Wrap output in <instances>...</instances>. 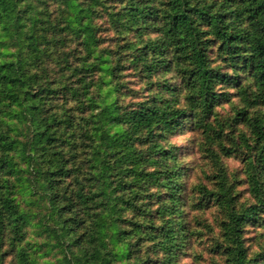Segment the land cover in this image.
I'll return each instance as SVG.
<instances>
[{
	"label": "trees",
	"instance_id": "obj_1",
	"mask_svg": "<svg viewBox=\"0 0 264 264\" xmlns=\"http://www.w3.org/2000/svg\"><path fill=\"white\" fill-rule=\"evenodd\" d=\"M127 70L148 96L125 91ZM104 85L114 113L92 121ZM185 122L214 166L195 203L163 144ZM24 183L67 264H178L193 235L185 208L210 204L223 214L212 245L222 264H264V246L250 257L244 238L264 231V0H0V264H35L15 196Z\"/></svg>",
	"mask_w": 264,
	"mask_h": 264
},
{
	"label": "rangeland",
	"instance_id": "obj_2",
	"mask_svg": "<svg viewBox=\"0 0 264 264\" xmlns=\"http://www.w3.org/2000/svg\"><path fill=\"white\" fill-rule=\"evenodd\" d=\"M107 29L101 24V33L99 36L105 42L104 46L109 42L107 40H110L112 37V32L106 31ZM168 74L166 78H171L172 74V81L177 84L178 77L174 76V73ZM101 75L103 77L102 82H106L107 75L104 72H101ZM121 80L126 82L128 88L132 89V91L125 90L129 95L130 92H133V96L135 94L138 97L148 96L147 85L142 83L140 78L132 70L123 72ZM115 96L114 91L110 90L109 86L104 85L100 90H96L94 99L99 101V108L92 110V114H97L96 118H91L92 121H104L113 115L114 110L112 111L111 105L114 103ZM129 98L119 95L117 101L119 104H126L130 102ZM216 112L222 117L226 116L229 112V105L222 103L216 108ZM102 115L105 117H101ZM90 126L96 125L91 123ZM182 126L183 129L179 132L168 135L163 144L168 148L175 149L174 155L176 156L177 164L179 163L185 170V175L182 176L181 183L186 189L189 200L195 203L200 199V195L197 194L195 188L198 186H204L208 190L213 188L210 179L213 175L212 167L214 166L208 154L203 151L205 136L192 129L189 122H185ZM223 162L229 176L238 182L235 183L238 204H250L252 201L248 193V186L245 183L243 162L239 157L224 158ZM21 166L24 165L21 164ZM18 187H21V190L15 195L16 202L21 209L27 210L31 214L30 217L25 218L26 226L24 231L26 234L25 242H27L29 252L33 255L35 264H67V260L63 257L64 255L55 247V237L51 238L53 236L49 234L52 226L45 217L46 206L39 201L40 196L38 192L36 191L38 195L34 193L35 191L30 192L27 183L19 185ZM185 212L186 225L193 235H190L186 248L184 249V255L180 257L178 264H222L223 259L212 252V245L220 241L221 229L219 226L223 220V214L220 209L215 204H210L202 210L188 206L185 208ZM244 238L246 240V246L249 248L250 257L260 252L264 246V231L262 229L248 228L245 231ZM7 252L4 246L2 252H0V260L1 256L3 257L8 254ZM10 260V258H4L2 259V264H9Z\"/></svg>",
	"mask_w": 264,
	"mask_h": 264
}]
</instances>
